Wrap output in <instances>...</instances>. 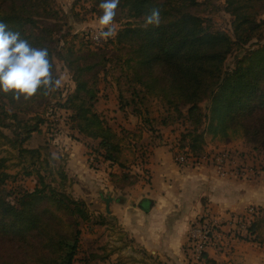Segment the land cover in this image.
Here are the masks:
<instances>
[{
	"label": "trees",
	"instance_id": "16d2710c",
	"mask_svg": "<svg viewBox=\"0 0 264 264\" xmlns=\"http://www.w3.org/2000/svg\"><path fill=\"white\" fill-rule=\"evenodd\" d=\"M85 1L89 13L102 15L101 0ZM55 3L0 0V20L33 46L47 47L54 75H60L55 58L73 83L72 91L58 99L54 96L59 90H41L28 100L0 93V264H74L81 252V227L90 224L91 214L83 200L66 192L63 165L46 156V142H51L46 133L55 110L68 113V135L76 132L83 142L95 143L87 147L108 165L109 183L121 196L143 179L132 170L141 159L146 163L139 147L145 132L151 133L153 145L158 126L191 124L172 151V159L176 153L186 155L191 169L209 162L207 145L220 149L243 142L252 151L264 150V42L248 50L232 70H224L233 50L262 40L264 0H223L221 9L231 18L230 34L211 28V0H120L114 21L119 24L117 35L95 50H90L95 43H85L70 26L63 32L59 24L65 14ZM151 7L161 9V23L145 28ZM96 57L100 64H94ZM109 78L119 110L136 120L134 129L116 131L95 110L100 86ZM151 98L165 110L159 122L149 116ZM205 101L209 104L203 108ZM10 148L22 177L35 178L31 187L22 186L20 172L7 165L4 153ZM253 209L248 233L239 237L264 245V210ZM107 217L104 212L94 223L107 226ZM187 235L186 255L191 245ZM96 258L89 254L81 264ZM200 259L215 264L205 252Z\"/></svg>",
	"mask_w": 264,
	"mask_h": 264
},
{
	"label": "crops",
	"instance_id": "0c3cea01",
	"mask_svg": "<svg viewBox=\"0 0 264 264\" xmlns=\"http://www.w3.org/2000/svg\"><path fill=\"white\" fill-rule=\"evenodd\" d=\"M63 3L64 1L59 7L62 11L65 9L62 7ZM68 136L66 127L62 126L59 137L54 142L59 141L57 144H60L62 141L66 144L70 141L67 139ZM90 143L94 144L91 141ZM165 145L157 144L151 147L147 153L146 165L140 164V166H135L137 169L133 168V172L136 173H139L138 170H145L143 171L145 174H142L143 177L141 174L140 176L146 178L148 184L151 182L150 177H152L147 168V164H150L149 159L154 154L155 147ZM229 149L232 150L233 147L232 149L229 147ZM91 150L93 151L92 148L85 145V154H90ZM171 150L173 151V148ZM61 153L62 156L59 157H64L67 162L64 170L68 178V186H71L69 191L76 192L79 190V186L82 190L89 188L87 196H78L77 194L72 196L73 198L86 201V203L87 199L94 201L97 195L103 200L112 199L108 206L109 213H107L108 217L106 218L111 224H108L109 227L100 225L97 229L100 230L98 241H102V250L105 251L109 247L113 252L116 251L112 255L110 253V256L104 260H111L115 264V260H125L124 255L130 250L134 260H142L144 252V264H153V258L160 263L163 260H174L180 263L179 260L182 258L188 261L184 245L189 225L196 218L208 216L218 219V223H225L220 228L221 231L216 230V233L221 239H226L223 253H215L211 249L205 251L209 259L215 264L264 263V245L240 239L234 235L233 230L229 229L228 222H225L232 213L241 215L249 207L255 206L264 210V180L263 176L261 178L258 176L259 173L263 172H260L256 165H252V162H249L251 157L249 159L245 155L242 159L237 160L230 155L232 161L230 160L226 164L230 170L250 168L247 178L222 177L206 161L193 169L181 170L171 159V162L160 165L164 171L161 172L164 184L160 193L156 190L151 192L143 188L141 191L138 182L136 185L126 188L123 191L124 195L120 196L121 193L109 183L110 168L107 164L101 166L100 173H93L87 168V155L84 154L85 165H83L74 159L71 150L67 152L66 156H63V152ZM91 190L93 194L90 193ZM113 205H116V209L111 208ZM119 226L124 231L122 232L124 233V241L126 239L132 240L129 246L117 244L115 242L116 237L111 240L112 233L115 232L118 235L116 228ZM109 234L110 236H108ZM86 235L89 234L86 233ZM118 253L119 259L116 258ZM146 254L149 256L148 260Z\"/></svg>",
	"mask_w": 264,
	"mask_h": 264
},
{
	"label": "rangeland",
	"instance_id": "374dc122",
	"mask_svg": "<svg viewBox=\"0 0 264 264\" xmlns=\"http://www.w3.org/2000/svg\"><path fill=\"white\" fill-rule=\"evenodd\" d=\"M64 1V3L62 4V7L65 8L63 9V13L65 14L62 17V22L59 24L62 26V30L63 32H66L68 26L71 27V32L73 34H77V36L82 40L86 42H92L95 43L94 47L95 48H91L90 50H95L96 46H100L106 41V40H96L94 39L96 32L99 29V17L101 15H98V13H89V8L87 7V3L85 0H80L78 3H73L74 0H55V4L56 7H60L61 2ZM212 5L215 7V11L211 12L209 16V18L211 19V28L213 30H220V31H224L226 33L230 34V30H229V24L231 22V18L229 15H227L225 12H223V10L221 9L222 6L224 5L223 0H211ZM73 3V4H72ZM261 20H264V15L262 17H260ZM65 22H67L65 24ZM115 23V22H114ZM118 28H119V24L115 23ZM59 38V35L56 37V39ZM253 44H248L246 46H244L243 48L237 49V50H233L227 57L226 60L224 62V70L225 71H230L234 68L236 62L250 49L255 48V45H258L260 43L264 42V34H263V38L262 40H260L259 42L257 41H253ZM59 43V41H58ZM57 43V45H58ZM62 42H60L59 45H61ZM56 45V44H55ZM84 49V48H83ZM106 59V57H105ZM111 62V57L109 59ZM55 64L57 65V69L59 70L60 75H64L66 77V81L64 84V87L61 88L57 93L55 94L54 98H59V95L62 97L65 96L68 92L72 91L73 89V83L72 80L70 79V75H68L66 73V71H64V69L61 67L62 64L60 62L57 61V59L54 58ZM100 59L99 57H96L94 59V64H100ZM111 79H107L105 80L101 86H100V90H101V96H100V100L95 108V110L101 114L107 121L108 123L116 130L118 131L119 128L124 127L127 129H134L136 127V120L129 115V113H123L122 111L119 110L118 108V103H117V99H116V90L113 87V85L110 86L111 83ZM209 102L205 101L202 106L203 108H205L206 106H208ZM41 110H43L41 108ZM147 113H148V109H147ZM149 116L154 118L153 122H159L161 120V118H164L166 116L165 110L164 108L161 106V104L154 99H150V105H149ZM66 127V126H65ZM191 128V124L189 122H186L184 124V126H182L181 124L177 123V125L173 124L170 125L168 127H161L158 126L157 127V131H155L154 133L156 134V138L154 139V141H151V143L153 142V145L150 144V132H145V138L144 141L141 145V147H139L142 151L145 152V157L144 160H146L147 162V153L149 152V149L157 144L160 145H165V144H170V145H165V146H161V147H155V151L154 154L150 157L149 161L150 164H147V168L149 169L152 177H150V183H147L146 178L141 179L140 183V190L142 191L141 188L146 189L148 191L154 192V190H156L158 193L161 192L162 188H163V184H164V179L161 176V172H164L162 167L160 165H164L165 163H169L171 162L172 159V150L171 148H173V150L176 147L177 144V140L179 138V135L181 134V132H183L184 130H188ZM40 134H43L42 132H40ZM70 141L68 143L65 144L62 143V141L60 142V144H57L59 141H52L51 142H46L47 146H46V156L49 159V161H51L54 164H61L63 165V167L66 169V160L65 158H61L59 159V156H62L63 152V156H66L67 152L69 150H71V155L74 157V159L78 160L81 164L85 165V159H84V151H85V145L87 147L88 146H93L92 143H90V141H85L83 142L77 135L76 132L71 133L69 132V136H68ZM54 142V143H52ZM78 142V144H76ZM80 142V143H79ZM57 144V145H55ZM73 144H75L73 146ZM95 144V143H94ZM208 144H210L208 142ZM233 145V144H232ZM233 147V149H232ZM232 147H230L232 150L229 149V147L226 148H220V149H213V147H210L209 145L206 146V153L208 154V158L212 159V155L214 154H220L223 155L226 159H225V163H229V161L232 159H230V155L232 158H236L237 160H240L243 158V156L247 155L246 157H250L252 158L249 162H252V165H256L258 170H260V172H264V150H262L261 153H258L255 150H251L252 147L250 145H245V143L241 142L238 143L236 145H233ZM90 148V147H88ZM242 150V151H241ZM91 152L93 153V151L91 150ZM55 154V156H54ZM4 155L6 156V158L8 159L7 165L10 167L11 171H19L20 175H21V180L20 183L22 184V186L24 187H31L35 181V178L33 176L31 177H22V170H21V166H17L18 165V160L16 159V153L15 151H13L11 148L8 149V153H4ZM87 155V153L85 154ZM89 156V153L87 155V157ZM86 157V161H87V168L90 169L93 173H100V171H96L94 168L91 167L90 162L88 161V158ZM101 164L103 166L102 163V159H100ZM142 163V159L140 164ZM209 163L212 165L213 163L211 161H209ZM175 164V163H174ZM100 166V164H98ZM105 165V163H104ZM142 165V164H141ZM146 165V163H143V166ZM176 165V164H175ZM142 166V167H143ZM179 169L181 170H187L184 168H181L180 166L176 165ZM86 168V169H87ZM135 169H137V167H135ZM141 169V168H140ZM134 170V169H133ZM132 170V171H133ZM137 171V170H135ZM145 170H138V174L142 176V174L145 172H143ZM147 172V171H146ZM136 173V172H134ZM148 173V172H147ZM140 176V177H141ZM147 176V175H145ZM258 176L261 178L263 176V173H259ZM143 177V176H142ZM74 180V178H73ZM143 180V181H142ZM72 184V182H71ZM154 185V186H153ZM71 186L67 185L66 188V192L68 194H70L71 196H75L78 194V196H87L88 194V189H81V187L79 186V190L78 191H69ZM91 194H93L92 190L90 191ZM142 194V193H141ZM124 195V193H123ZM121 196V195H120ZM88 198V197H87ZM98 200V201H97ZM86 203V201H84ZM104 200L103 198L99 197L97 195V198H94V201H89L87 199V207L88 210L91 214V222L90 224H82L81 230H82V237H81V241L80 244H82V249L81 252L78 253V255H76L75 258V262L74 264H81L84 263L86 259L89 258V254H96L97 258L95 260H91V264H114L113 261L111 260H105L104 262L100 261V257L104 256V257H109L110 253L111 255L115 252H113L112 250H110L109 247H107V250L103 251L102 250V241H98L99 237H100V230H97L98 227L100 226L99 224H95L94 222H96L98 216L103 215L104 212H106L105 210V206H104ZM110 205V203H109ZM112 209H116V205L111 206ZM247 215V210H245L242 215ZM230 217L225 221L228 222V227L230 230H233L232 232L234 233V235H236L237 237H239V234L236 232L235 227H236V220L238 219V215L232 213L231 215H229ZM169 219V218H168ZM204 221V224H207L209 226H211V231L216 232V230L221 231L220 228L223 227L225 225L224 222H220L217 224L213 223L214 217H205V218H196L194 219V223H197V221ZM169 221V220H167ZM192 221V222H193ZM107 227H109V225H107ZM117 230V234L113 231V229H111L112 232H114V234H111V237L113 240L114 237H116V241L117 244H125L126 246H129L130 243H132V240L130 239H126V241H124V232L123 229L119 226L116 228ZM188 232V231H187ZM86 233H88L89 235H86ZM217 234V233H216ZM110 236V234L108 235ZM240 238V237H239ZM218 246L215 247L214 244L216 243L214 240V237H211V239L209 240L210 242H208L207 246H206V250L211 249L213 250L215 253H223V248L225 246H223L221 244V242H226V239H216ZM108 251V252H107ZM130 250H128L126 252L125 256V260L120 259V260H115V264H144V259H145V253L143 252L142 254V260H134L133 258V254H131L129 252ZM148 254V253H147ZM146 254V258L147 260L149 259V256ZM119 253H118V257H116L117 259H119ZM88 257V258H87ZM130 257V259H129ZM153 260V264H194L192 260H179L180 263H177L174 260H163L161 263L157 260V259H152ZM109 262V263H107ZM197 264H205L203 263V261L197 263ZM260 264H264L263 262H260Z\"/></svg>",
	"mask_w": 264,
	"mask_h": 264
},
{
	"label": "clouds",
	"instance_id": "9594fccd",
	"mask_svg": "<svg viewBox=\"0 0 264 264\" xmlns=\"http://www.w3.org/2000/svg\"><path fill=\"white\" fill-rule=\"evenodd\" d=\"M119 5L120 0H101L100 27L94 39L107 40L117 35L118 26L114 21ZM160 23L161 9L149 8L145 13V28L159 27ZM65 81L64 75H54L47 47L33 46L0 20V93H10L17 100L21 97L28 100L41 90L45 94L60 90Z\"/></svg>",
	"mask_w": 264,
	"mask_h": 264
},
{
	"label": "built area",
	"instance_id": "2783aa9c",
	"mask_svg": "<svg viewBox=\"0 0 264 264\" xmlns=\"http://www.w3.org/2000/svg\"><path fill=\"white\" fill-rule=\"evenodd\" d=\"M68 117V113L64 109H58L55 110L50 115V121L52 122V125L50 126V131L46 133V137L49 140H56L59 137V132L62 126H65L66 120ZM177 147H175V150ZM225 157L220 154H214L212 155V159H209L208 156L205 160H209L213 163L214 169L216 172L222 176H233L236 178H247L249 176L250 168H243V169H227L226 163H225ZM88 161L91 164V167L94 168L96 171L101 170V161L100 158H97L94 153H90L88 156ZM173 162L184 169L190 168V162L186 155L176 153V155L173 158ZM103 163V161H102ZM100 164V166L98 165ZM104 165V163H103ZM263 180H264V172H263ZM255 210L253 207H249L247 209V215H238V219L236 220V227L235 230L238 234L242 236L247 235V229L249 225L251 224V221L253 219V212ZM230 217V216H229ZM218 219L213 220L214 224L218 223ZM188 235H187V241L191 244L190 247L187 249V259L192 260L194 264H197L201 262V256L206 251V246L211 237H214L215 244L214 246L217 247L218 243L216 239H219L220 237L216 234L215 230L211 231V226L204 224V221L198 220L197 223H194V221L189 225L188 228ZM223 246H226V242H221ZM192 246V247H191Z\"/></svg>",
	"mask_w": 264,
	"mask_h": 264
},
{
	"label": "water",
	"instance_id": "95a60500",
	"mask_svg": "<svg viewBox=\"0 0 264 264\" xmlns=\"http://www.w3.org/2000/svg\"><path fill=\"white\" fill-rule=\"evenodd\" d=\"M112 201V199L111 198H106V199H104V202H105V208H106V213H109V208H108V206H109V203Z\"/></svg>",
	"mask_w": 264,
	"mask_h": 264
}]
</instances>
